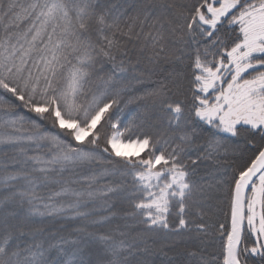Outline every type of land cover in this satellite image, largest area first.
Returning a JSON list of instances; mask_svg holds the SVG:
<instances>
[{
	"label": "snow or ice",
	"instance_id": "6c2138e0",
	"mask_svg": "<svg viewBox=\"0 0 264 264\" xmlns=\"http://www.w3.org/2000/svg\"><path fill=\"white\" fill-rule=\"evenodd\" d=\"M0 264H264V0H0Z\"/></svg>",
	"mask_w": 264,
	"mask_h": 264
}]
</instances>
